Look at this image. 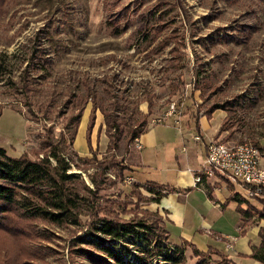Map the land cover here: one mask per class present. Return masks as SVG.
<instances>
[{
	"label": "rangeland",
	"instance_id": "374dc122",
	"mask_svg": "<svg viewBox=\"0 0 264 264\" xmlns=\"http://www.w3.org/2000/svg\"><path fill=\"white\" fill-rule=\"evenodd\" d=\"M37 49L48 58L46 65L41 62L40 69L33 71L38 76L36 104H44L43 108L26 105L25 94L18 93L13 83ZM0 63L5 69V75H0V146L12 157L23 153L33 159L41 157L37 152L43 153L42 142L50 132L53 142H62V135L69 138L71 129L66 126L76 104L66 103L68 93H84V81L94 85L99 102L107 109L115 100L122 103L126 124L146 114L144 127L167 124L180 131L184 141L177 136L169 144L172 169L167 167L162 176L175 185H180V179H190L185 161L189 153L194 161L188 164L191 171L201 169L209 139L257 143L264 152V0H4L0 6ZM229 103L231 111L223 110ZM212 106H218L215 111L219 113L210 124L218 128L209 138L197 123ZM91 107L88 101L81 121H89ZM227 117L232 126L218 135ZM105 128L104 116L97 110L91 135L97 160L114 153L122 166L132 167L129 154L134 142L126 146L124 124L119 147L112 151L107 150ZM87 143L86 133L79 128L72 144L67 140V151L91 159L94 154L89 153ZM183 145L186 152L181 151ZM79 163L70 172L79 173L93 187L90 175L97 171L95 161ZM118 168L109 166L98 175L102 180L98 195L116 211L122 208L119 202L137 200L130 194L136 183L126 179L132 172ZM159 172V168L152 169V175ZM133 175L138 177L136 172ZM224 183L219 181L215 193L229 194ZM138 190L147 194L145 185ZM245 191L237 183L232 194L247 197ZM246 199L262 206L258 200ZM140 202L152 210V204ZM227 208L222 218L209 213V221L234 218L232 207ZM131 216L120 214L125 219ZM155 218L149 217L162 221ZM91 219L83 214L79 226L50 227L57 236L51 243L58 251L53 264H91L69 257L68 247L70 237L83 234ZM184 247L185 261L194 264L198 258L192 256L188 244ZM209 257L211 262L218 259Z\"/></svg>",
	"mask_w": 264,
	"mask_h": 264
},
{
	"label": "trees",
	"instance_id": "16d2710c",
	"mask_svg": "<svg viewBox=\"0 0 264 264\" xmlns=\"http://www.w3.org/2000/svg\"><path fill=\"white\" fill-rule=\"evenodd\" d=\"M3 3L4 0H0V6ZM114 21L116 20L112 19L111 22L114 23ZM112 23L110 24L117 27ZM45 55L41 49L33 50L28 58L30 65L23 68L18 79L13 82L14 89L18 93L25 94L26 105L43 108L44 104H36L38 76L33 75V71L40 69L41 62L44 65L48 63ZM4 70L3 64L0 63V75H5ZM82 86L84 93L77 94L72 91L68 93L66 103L72 101L76 104L75 114L70 116L66 126V130L71 129L68 139L62 135V142H53L50 132L42 142L43 153L37 152L42 156L35 159L26 153L19 157H12L5 148L0 146V264H53L54 259H57L58 251L52 248L51 243L57 236L50 227L79 226L83 214L89 215L92 219L83 234L80 236L73 234L70 237L69 257H80L91 264H187L184 257V245L188 244L192 256L198 258L194 264H239L217 248L209 247L206 251H201L186 241L176 243L170 239L162 215L158 211L146 209L140 202L146 205L158 202L168 190L163 185L146 182L143 185L147 194L142 195L138 190L141 184H133L130 194L136 196L137 200L119 202L122 203L119 211L111 209L110 201L102 200L98 195L100 181H102L98 175L104 173L103 170L109 166L119 167L118 169L129 168L130 172L133 168L122 166L121 160H118L114 153L102 160H97L91 145L96 111L100 110L104 116L105 133L109 139L108 151L119 147L118 141L124 135L125 128L128 130L126 146L146 132L148 128L144 126L147 115L143 114V118L136 120L133 124H126L121 116L122 103L115 100L111 108L107 109L99 102L98 93L92 83L84 81ZM171 93L174 94L175 90L173 89ZM88 101L92 102V107L86 139L89 153L94 154L91 159L69 153L66 147L67 140L71 144L75 140L81 116ZM218 108V106H212L203 115L210 117ZM222 108L231 111V104ZM2 110L3 106H0V116ZM15 110L21 112L20 109ZM148 110H151V103ZM123 124L125 128H122ZM231 126L230 118H225L218 135ZM255 145L261 151L262 148L257 143ZM91 160L95 161L97 168V171L90 175L93 187L88 186L79 173L70 172L73 166L80 167L79 161L87 163ZM122 176L124 178L123 172ZM221 176L228 179L225 175L221 174ZM227 182L229 188L233 190L234 184L228 180ZM130 194L128 195L131 196ZM246 198L243 194L235 193L229 200L237 202V211L244 218L250 220L257 216L258 219H264V196L257 198L262 205L260 208L252 205ZM243 204L246 206L243 207ZM129 213L132 214L129 219L120 217V214ZM152 216L162 221L154 222L149 219ZM210 255L218 259L211 262ZM250 257L264 264V227L260 230V243L253 247Z\"/></svg>",
	"mask_w": 264,
	"mask_h": 264
},
{
	"label": "crops",
	"instance_id": "0c3cea01",
	"mask_svg": "<svg viewBox=\"0 0 264 264\" xmlns=\"http://www.w3.org/2000/svg\"><path fill=\"white\" fill-rule=\"evenodd\" d=\"M218 113L215 111L210 117L202 115L198 120V125L201 127L200 130L204 134L207 132L209 138L212 137L214 129L218 128V124L213 126L210 124V120L214 117L213 115ZM89 114H87L88 116L86 115L88 118ZM85 120L86 118H84V121H80V127H78V129L81 128L83 134L84 132L86 133L89 122ZM207 133L205 136H207ZM177 136L184 141V136L182 137L180 131L175 130L174 126L157 124L148 127L146 132L134 140L132 144L133 152L129 154L130 161H132L133 171L131 177L133 182L141 185L146 182H154L168 189L167 193L158 202L150 204H152L153 211H158L162 215L164 226L173 242L182 243L186 241L201 251L214 247L228 254L233 261L239 264H260L250 255L253 247L260 243V230L264 227V219H258L257 216H254L249 220L237 211V202L229 200L233 194L227 185L228 182L226 185L224 183V187L229 191L227 196L215 193L217 192L219 181H227V179L221 175H216L208 179L204 185H195L194 176L197 170L192 172L190 165H188L194 162L190 153L185 157L187 168L191 175L188 182L180 179L178 180L180 185H175L163 179L164 171L172 169V165L169 162L173 159V154L168 149V146H170L171 142H174ZM91 145L93 147L92 138ZM181 151L186 152L184 145ZM205 154L204 150V160ZM195 155L197 156L196 152ZM262 159H264V153H262ZM153 168L156 170L159 168L161 172L152 175ZM134 172H136L138 177L133 175ZM249 201L252 205L254 204L253 200ZM227 206L232 207L234 218L229 221L225 219L217 222L209 221V213L216 212L222 218L225 214V209H228ZM245 206L243 204V207ZM258 207L260 208V206ZM227 243H231L232 248H228Z\"/></svg>",
	"mask_w": 264,
	"mask_h": 264
},
{
	"label": "built area",
	"instance_id": "2783aa9c",
	"mask_svg": "<svg viewBox=\"0 0 264 264\" xmlns=\"http://www.w3.org/2000/svg\"><path fill=\"white\" fill-rule=\"evenodd\" d=\"M174 102L171 109H174ZM262 153L251 142L228 143L221 140H209L206 145L205 162L195 173V185H204L216 175H225L232 184L241 183L250 199L263 198L264 165ZM133 181L131 176L126 178ZM232 248L231 243H227Z\"/></svg>",
	"mask_w": 264,
	"mask_h": 264
}]
</instances>
